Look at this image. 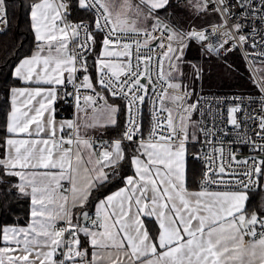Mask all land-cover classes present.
<instances>
[{"label":"snow or ice","instance_id":"snow-or-ice-1","mask_svg":"<svg viewBox=\"0 0 264 264\" xmlns=\"http://www.w3.org/2000/svg\"><path fill=\"white\" fill-rule=\"evenodd\" d=\"M174 7V0L28 5L34 47L9 73L22 86L0 88L9 101L0 196L27 202L28 219L0 226V264H264V204L247 206L251 191L264 190V97L246 119L239 104L227 110L226 125L255 153L238 159L225 155L224 130L215 119L208 126L210 108L200 107L199 96L189 102L195 90L182 82L185 66L194 79L203 71L187 59L193 47L220 55L251 40L264 49V0H187L195 18L209 9L219 16L211 27H184ZM0 23H7V0H0ZM213 36L224 39L213 44ZM69 97L75 117L57 121L56 104ZM248 121L255 129L244 139L238 130ZM109 128H120L117 138L87 135ZM197 143L211 153L192 152ZM189 158H207L199 190H190ZM114 182L123 186L104 195ZM145 217L158 222L155 232Z\"/></svg>","mask_w":264,"mask_h":264},{"label":"trees","instance_id":"trees-1","mask_svg":"<svg viewBox=\"0 0 264 264\" xmlns=\"http://www.w3.org/2000/svg\"><path fill=\"white\" fill-rule=\"evenodd\" d=\"M32 0H7V27L0 31V88L6 82L11 86H21L22 82H18L14 77L9 75L13 67L18 63V58L31 54V49L34 47V32L31 29L30 12L28 5ZM176 7L169 9L170 12L175 11L176 19L187 27L192 23L198 25H207L212 23L210 19L205 20L203 16L195 18L193 10L185 8V3L174 0ZM75 21V13H73ZM95 52H100V45L97 44ZM91 59L89 64L95 60V55L90 54ZM187 59L191 63L202 67L203 71L198 80V88H193L196 95L201 93H233V94H253L257 92L251 70L245 61L242 52L238 48H234L227 54L217 55L213 52L201 53L198 47L191 48L187 53ZM192 89V90H193ZM190 90V91H192ZM70 97L56 104V112L58 116L61 114L64 117L72 116V106L69 103ZM9 101L6 99V93L0 90V134L3 131V125L6 120ZM123 108V101L117 100ZM125 116L123 112L118 117V122L123 127ZM108 135L118 136L120 128H109L106 130ZM192 148V147H191ZM193 151L192 149H190ZM188 176L190 187L197 186V180L201 174L202 167L196 160L189 158L188 160ZM124 175H131V169H125ZM122 183H113L104 190V195H107L117 188L122 187ZM99 196V194H97ZM250 201L247 206L251 210H256L264 204V190L259 188L249 193ZM99 198H103L99 196ZM0 201L5 203V210L0 212V226L25 224L27 222V202H16L14 199L3 201L0 196ZM153 220H146L151 232L156 231ZM83 238V236H82Z\"/></svg>","mask_w":264,"mask_h":264},{"label":"built area","instance_id":"built-area-1","mask_svg":"<svg viewBox=\"0 0 264 264\" xmlns=\"http://www.w3.org/2000/svg\"><path fill=\"white\" fill-rule=\"evenodd\" d=\"M177 2H186L187 0H176ZM210 10V9H209ZM74 22V20H73ZM219 22H212L207 25H203L205 27H211L213 24H217ZM7 27V23H0V31L4 30ZM250 27L245 30L244 34L249 35L250 33ZM235 35V33H233ZM224 37L221 36H213L211 39V43L217 44L222 42ZM252 41L249 40L248 44L238 46V48L242 55L247 62L251 73L254 78V82L257 88V92L253 94H233V93H201L197 94L195 96H192L189 102L195 101L197 96L201 98L200 107L207 112L210 108L211 110V116L207 117V120L205 121L209 127H212V121L215 119L216 124L219 128L224 130L225 135L221 137L224 147H225V155H227V152L231 150L234 152L238 159H243L245 157H248L250 155H255L254 152H252L251 148L249 146H246L245 144H242L238 141V137L235 131L232 130L231 125H226L227 120V110L228 108L234 106V104H239L243 109L244 112L241 113V118L246 119L247 115H255L256 112L260 109L261 104V97H264V76L261 74L260 70L257 67L258 63H264V56H260L258 53L261 51H264V49H261L259 45H257L256 48H252L251 45ZM230 45H227L226 47H229ZM214 53V52H213ZM228 52H221L222 55L227 54ZM91 54V53H90ZM89 54V55H90ZM71 86H69L70 90ZM190 91V90H189ZM87 94V93H85ZM239 98V99H237ZM71 101V98L69 100V103ZM125 103V102H124ZM71 104V103H70ZM72 106V104H71ZM152 112V105L150 102L145 103L141 107V115H142V121H143V132L144 135L147 136V133L149 129L151 128V116ZM61 117H64L62 114ZM75 117V109L72 106V116L70 117L73 119ZM67 118V117H65ZM193 118H197V120L201 119V115L199 112L194 113ZM255 129V123L253 121H248L247 124L242 127L239 131L240 137L247 139L248 136H251L252 131ZM88 136H91L93 139H97V142H99L98 138L103 137L104 140H110L115 139L117 136L113 135H96L94 133L88 134ZM203 139V137H202ZM230 142H232L230 144ZM219 146V144H217ZM191 147V146H190ZM193 152H199L202 155L204 153H211V146L205 145L201 146V144L197 143L195 147H192ZM201 167V174L197 180V188L200 187V182L202 180V172H203V165L207 163V158L203 161H197ZM232 167L235 168L236 165L232 164ZM258 188H255L256 190ZM210 190L214 191H224L228 190L227 188L221 186H211Z\"/></svg>","mask_w":264,"mask_h":264},{"label":"rangeland","instance_id":"rangeland-1","mask_svg":"<svg viewBox=\"0 0 264 264\" xmlns=\"http://www.w3.org/2000/svg\"><path fill=\"white\" fill-rule=\"evenodd\" d=\"M119 2H120V0H116L117 4ZM133 2H135V0H133ZM183 3H185V2H183ZM203 17L205 20L210 19L211 22H220L219 16L212 13L211 9L209 10L208 14L203 15ZM257 67L260 70L261 74L264 76V63H258ZM184 73H185V77H184L182 82H183V84L188 86V90H192L193 88H198V80L193 78L192 68L185 66ZM194 119L197 120V118H194ZM190 149H192V148L190 147Z\"/></svg>","mask_w":264,"mask_h":264},{"label":"crops","instance_id":"crops-1","mask_svg":"<svg viewBox=\"0 0 264 264\" xmlns=\"http://www.w3.org/2000/svg\"><path fill=\"white\" fill-rule=\"evenodd\" d=\"M22 86V85H21ZM56 119H57V121H62V120H69V119H71V118H65V117H61V116H58V114H57V112H56ZM90 133H94V134H96V135H108L107 134V131L106 130H92V129H89L88 130V132H87V135L88 134H90ZM198 163V162H197ZM117 190V189H116ZM115 190V191H116ZM190 190H199V188H197V186H194V187H190ZM214 191V190H213ZM114 192V191H113ZM144 220H145V224H146V226L148 227V224H147V222H146V220H153L152 222L154 223V227L156 226V228L158 227V222H156L155 221V218L154 217H145V218H143ZM23 224H21V226H22ZM149 228V227H148ZM149 230H150V228H149ZM151 231V230H150Z\"/></svg>","mask_w":264,"mask_h":264}]
</instances>
